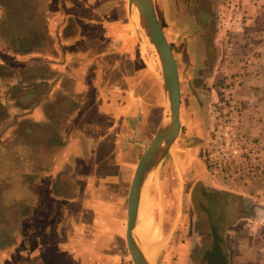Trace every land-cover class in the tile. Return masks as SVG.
Returning <instances> with one entry per match:
<instances>
[{"label":"crops","instance_id":"1","mask_svg":"<svg viewBox=\"0 0 264 264\" xmlns=\"http://www.w3.org/2000/svg\"><path fill=\"white\" fill-rule=\"evenodd\" d=\"M127 1L0 0V264H133L127 195L159 125L150 117L164 91L151 62L142 61L146 46ZM135 61L149 68L136 72ZM254 121L249 131L259 129L264 144V117ZM191 125L197 145L174 159L192 187L247 192L209 175L199 148L210 130ZM157 170L140 195L157 229L156 252L141 238L139 206L134 234L150 264H170L174 247L158 229L148 193Z\"/></svg>","mask_w":264,"mask_h":264},{"label":"rangeland","instance_id":"2","mask_svg":"<svg viewBox=\"0 0 264 264\" xmlns=\"http://www.w3.org/2000/svg\"><path fill=\"white\" fill-rule=\"evenodd\" d=\"M153 5L176 60L181 98L179 135L148 189L155 201L154 219L158 229L169 239V248L174 247L170 264L178 257L184 259L182 264L187 259L192 264H207L204 256L213 248L211 225L218 231L228 264H264V171L250 180H219L223 184L239 182L247 188V192L234 195L210 187H192L191 180L184 171L181 173L174 159L197 145L190 138L191 124L199 122L201 128L204 126L209 131V111L226 97L240 112L252 139L263 143L259 129L256 133L249 131L247 122L252 118L261 124L264 117V0H153ZM191 7H197L198 11L206 9L210 23L205 26L198 19L193 21ZM187 19L192 23L191 28L184 24ZM68 26L74 34V21ZM142 51V61L151 62L150 69L154 67L159 78L153 59L150 61ZM141 63L144 66L137 67L135 61V71L145 73V67H149L146 62ZM163 96V102L152 109V124L157 125L161 119L164 93ZM72 98L77 99L76 94ZM199 109L205 111L203 121L198 117ZM208 141L209 134L208 138L203 135L199 148L203 159ZM202 163L206 170L205 160ZM200 190L207 191V197H201ZM181 193L184 197L180 204ZM146 203L149 204L147 198ZM208 211L214 212L213 220L209 221ZM5 241L4 237L0 238V244ZM162 264L167 262L162 259Z\"/></svg>","mask_w":264,"mask_h":264},{"label":"water","instance_id":"3","mask_svg":"<svg viewBox=\"0 0 264 264\" xmlns=\"http://www.w3.org/2000/svg\"><path fill=\"white\" fill-rule=\"evenodd\" d=\"M128 7L131 27L141 43L150 50L165 95V105L157 130L135 167L126 206V244L130 257L133 264H150L134 234V229L142 189L148 177L166 157L180 132V86L176 60L156 16L153 0H128ZM210 228L213 248L212 251L207 252L205 260L210 264H228L221 250L218 231L212 225Z\"/></svg>","mask_w":264,"mask_h":264},{"label":"built area","instance_id":"4","mask_svg":"<svg viewBox=\"0 0 264 264\" xmlns=\"http://www.w3.org/2000/svg\"><path fill=\"white\" fill-rule=\"evenodd\" d=\"M209 141L205 153L207 172L221 181L256 178L264 171V144L248 134L240 112L229 98L211 110Z\"/></svg>","mask_w":264,"mask_h":264},{"label":"bare ground","instance_id":"5","mask_svg":"<svg viewBox=\"0 0 264 264\" xmlns=\"http://www.w3.org/2000/svg\"><path fill=\"white\" fill-rule=\"evenodd\" d=\"M144 51H145V54L148 56V58H150L149 60L152 61L151 60L152 54H151L150 50L148 49V47H147V49L145 48ZM139 211H140V217H141V220H140V225H141L140 232H143V235H141V238H142V240H144V242L146 241V245L148 246L147 247L148 251L153 255L156 252V249H157V245H154V244L155 243L159 244V238L155 239L154 235L157 234V229L155 227V224L152 221V217L150 215V207H149V204L146 203V198L145 197L140 199ZM154 228L156 229V231H155ZM149 239H151V240L149 241Z\"/></svg>","mask_w":264,"mask_h":264},{"label":"flooded vegetation","instance_id":"6","mask_svg":"<svg viewBox=\"0 0 264 264\" xmlns=\"http://www.w3.org/2000/svg\"><path fill=\"white\" fill-rule=\"evenodd\" d=\"M196 6V5H195ZM201 6V5H199ZM192 8V7H191ZM190 8V11L191 13L193 14V18H191V20L193 19V21H196V19H198V21L200 23H202V25H208V23H210V14L208 13V11H206V9H203L202 10H196L197 7H193L192 9ZM197 11V12H194V11ZM195 16V17H194ZM190 22V21H189ZM192 23H190L191 25ZM209 219V218H208ZM206 256V255H205ZM205 256H204V259H205ZM207 264H210L208 261H207Z\"/></svg>","mask_w":264,"mask_h":264},{"label":"trees","instance_id":"7","mask_svg":"<svg viewBox=\"0 0 264 264\" xmlns=\"http://www.w3.org/2000/svg\"><path fill=\"white\" fill-rule=\"evenodd\" d=\"M207 194H208L207 191H204V190L201 191V190H200V196H201V197H207ZM229 196H230V195H227V197H229ZM202 212L205 213V212H206L205 209H203ZM208 212L211 213L210 220H211V219L213 220L214 212H213V211H211V212L208 211ZM212 213H213V214H212Z\"/></svg>","mask_w":264,"mask_h":264}]
</instances>
